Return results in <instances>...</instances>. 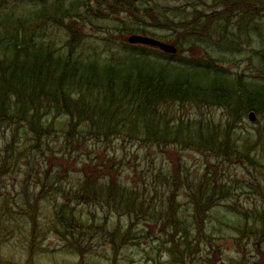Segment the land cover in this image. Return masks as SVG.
<instances>
[{"label":"trees","instance_id":"1","mask_svg":"<svg viewBox=\"0 0 264 264\" xmlns=\"http://www.w3.org/2000/svg\"><path fill=\"white\" fill-rule=\"evenodd\" d=\"M48 2L0 0V180L30 161L32 167L39 155L91 160L93 155L83 152L84 147L114 138L144 146H177L211 154L223 163H245L244 167L264 170V0H191L183 6L165 5L162 15L167 22L150 24L156 31L138 25L126 32L171 43L177 54L127 45L123 57L148 64L128 66L120 73H111L120 59L113 63L101 60L98 53L81 52L83 41L71 27L65 37L48 36L60 29L63 20L75 16L79 6L64 9L58 5L49 14ZM150 7L151 3H145L143 14L153 18ZM132 8L134 21L129 26L148 21L140 20L138 5L128 1L123 7L127 12ZM158 30L168 34L160 35ZM245 34L255 42L256 78L229 70L221 54L241 50ZM196 46L205 49L204 57L181 54ZM177 106L220 111L222 120L174 119L168 108ZM250 113L256 115L255 123L248 122ZM246 124L254 132L241 128ZM102 162L101 169L109 160ZM151 168L133 186L109 174L81 176L70 187L57 186L55 179L46 177L40 192L25 200L23 215L33 222L31 237L40 238L43 229L37 224V213L41 202L55 192L50 197L64 200L55 209L54 231L73 245L69 250L80 256V264H85L91 251L89 239L96 236L109 240L116 256L127 246H137L139 236L132 230L135 220L137 225H158L155 232L162 228L164 235L157 237L156 251L167 250L172 264H200L196 261L199 254L214 246L208 231L210 213L222 205L230 208L239 225V244L255 239L264 245V214L249 215L243 205L228 204L235 191L225 174L206 170L188 178L177 170L166 173ZM144 183L150 186L149 193ZM183 188L189 190L191 213L187 215L181 214L176 195ZM17 206L21 209L20 203ZM82 206L126 215L131 225L121 234L108 235L106 223L98 227L93 214L78 213ZM4 208L11 226L22 229L9 207ZM143 230L149 237V230Z\"/></svg>","mask_w":264,"mask_h":264},{"label":"rangeland","instance_id":"2","mask_svg":"<svg viewBox=\"0 0 264 264\" xmlns=\"http://www.w3.org/2000/svg\"><path fill=\"white\" fill-rule=\"evenodd\" d=\"M76 1V4H75ZM49 0L47 13L51 14L58 5L64 9L71 6H77L75 16L63 20L60 29L54 34L50 31L48 36L65 37L66 31L71 27L76 32L77 38L82 42L81 52L86 55L90 52L99 54L101 60L119 63L114 67L111 73H120L123 68L135 66L144 68L148 63L146 61H132L123 57L126 53V46L129 45L128 39L132 35L126 32L128 27L143 26L151 31H156L155 24H163L165 18V5L171 4L183 6L191 0ZM130 1L140 7L138 11L140 20L147 18L148 21L131 24L134 21V10L127 12L123 7ZM85 3L86 6L82 5ZM151 3V9L154 10L153 18L143 14V5ZM92 9L91 12H88ZM99 8V9H97ZM135 8V7H134ZM97 9V10H95ZM54 13V12H53ZM154 24V26H150ZM163 27V26H160ZM59 28V27H58ZM158 34H168L167 31L158 30ZM251 34V33H250ZM139 35V34H138ZM254 37V34L252 35ZM244 44L241 50L226 51L223 50L224 59H226L227 68L234 72L245 73L256 78L259 73L255 67L256 56L252 48L255 45L253 39L248 34L244 36ZM172 42V41H171ZM171 44V43H170ZM187 47V46H186ZM189 51V52H188ZM191 55L192 57H204L205 49L196 46L190 49L185 48L181 54ZM210 53H213L210 51ZM256 60V61H255ZM168 112L174 119L178 118H207L214 119L217 123L222 120L223 113L220 111L196 110L190 106H177L168 108ZM249 122V120H248ZM247 125V124H246ZM246 128L254 132L255 128L249 125ZM95 141L90 142L83 148V152L92 154L94 158H75L72 161L59 157L50 158L39 155L33 162V166L22 165L20 171H12L4 175L0 180V264H80V256L72 253L69 246H73L65 237H61L54 231V220H56L55 209L57 210L63 203L62 197H50L48 195L41 202L40 214L37 213V224L42 226L41 236L35 241L31 237L33 222L29 216L25 215L26 197L31 200L42 189V184L46 183V177L55 179L57 186H74L75 181L81 176L92 175L93 178L105 177L108 174L115 181L123 185L133 186L136 180L147 177L148 169H161L169 173L177 170L180 175H187L188 178L201 176L206 170L213 172L219 171V174L226 175V180L231 181L235 195L228 198V204H241L244 211L249 215L258 213L264 214V170L253 167H244L245 163L218 161L216 156L211 154H202L195 150H186L177 146L168 148L159 146H144L137 143L126 142L122 138H114L108 142H101L97 145ZM91 147V149H89ZM103 160H109V163L103 169L99 168ZM26 163V162H21ZM50 163L52 167H50ZM64 167V171L62 167ZM38 178V180H36ZM51 182L50 184H52ZM49 184V183H47ZM145 184V183H144ZM145 191L148 193L151 188L148 184ZM178 201L181 204V214H190L188 197V188L178 190ZM27 194V195H26ZM166 202V196L160 194ZM159 196V197H160ZM158 197V200H159ZM20 203L21 209L17 206ZM73 206L75 203L72 204ZM9 207L13 218L20 223L22 229H15L11 226L9 218L5 216L6 209ZM260 208V209H259ZM82 212L84 216L92 214L96 217V224L105 229L108 235L121 234L127 231L131 225V220L126 215L117 213H104L101 209L94 206H82L78 208V213ZM24 214V215H23ZM106 219V220H105ZM135 220L132 225L133 233L139 236L137 246H127L117 256L112 250L109 240L103 238L89 239L91 247L87 254L85 264H172L171 257L167 250L156 251L159 245L158 236L164 235L162 228L155 232L158 225L152 224L146 226L141 223L137 225ZM143 228L149 230L150 236L147 237ZM239 225L235 216L230 213L228 206L222 205L216 207L208 219V231L212 234L213 248L207 246V251L199 254L196 261L200 264H264V245L256 242L255 239L238 243L239 234L236 229ZM62 233V232H61ZM132 233V234H133ZM44 234V235H43ZM239 244V245H238ZM34 249V251H32ZM155 249V250H154ZM263 262V263H261Z\"/></svg>","mask_w":264,"mask_h":264},{"label":"water","instance_id":"3","mask_svg":"<svg viewBox=\"0 0 264 264\" xmlns=\"http://www.w3.org/2000/svg\"><path fill=\"white\" fill-rule=\"evenodd\" d=\"M128 42L132 45L142 44L146 46H151L159 49L165 54L175 55L177 53V48L174 45L166 44L150 37L133 35L129 37ZM248 118L251 122H255L257 120V117L254 113H251Z\"/></svg>","mask_w":264,"mask_h":264}]
</instances>
